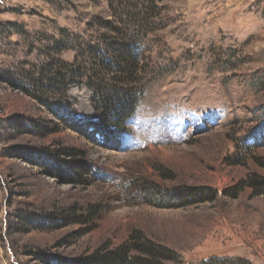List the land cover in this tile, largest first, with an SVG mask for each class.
Instances as JSON below:
<instances>
[{"label":"rangeland","instance_id":"obj_1","mask_svg":"<svg viewBox=\"0 0 264 264\" xmlns=\"http://www.w3.org/2000/svg\"><path fill=\"white\" fill-rule=\"evenodd\" d=\"M128 38L137 107L125 133L92 137L91 89L110 77L99 50ZM71 160L89 167L82 182L64 179ZM253 181L264 183V0H0V264L74 261L134 231L177 264H264ZM178 186L216 195L167 207Z\"/></svg>","mask_w":264,"mask_h":264},{"label":"trees","instance_id":"obj_2","mask_svg":"<svg viewBox=\"0 0 264 264\" xmlns=\"http://www.w3.org/2000/svg\"><path fill=\"white\" fill-rule=\"evenodd\" d=\"M129 38L116 45L112 52L104 55L99 50L98 64L102 66L108 76V82L105 87L100 89L92 88V101L100 109L98 122H85L83 128L87 129L88 135L93 134L102 136L103 139L110 135H120L126 129L127 121L134 114L138 99L136 97V82L133 74L140 68V53L136 43L131 44ZM120 75L116 79L113 75ZM122 77V78H121ZM115 78V79H114ZM40 99V97H38ZM125 133V132H124ZM104 134L106 136H104ZM66 168L70 171L64 174V179L82 182L81 172L89 171L87 164L80 160L63 161ZM61 170L56 169L57 176L61 175ZM264 182V181H263ZM254 186L264 185L253 181ZM216 191L209 189L207 191L198 186H178L170 192L169 200H166L167 207H184L196 204L202 201L211 200L215 197ZM175 253L158 243L145 237L139 231H134L128 238L115 248L100 246L89 255L77 258L74 261H60V264H165L175 261ZM199 264H252L249 261H232L211 258Z\"/></svg>","mask_w":264,"mask_h":264}]
</instances>
